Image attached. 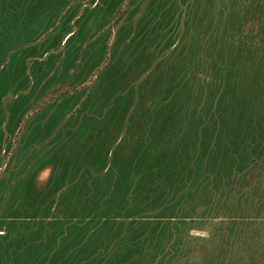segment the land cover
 I'll return each instance as SVG.
<instances>
[{
  "label": "rangeland",
  "instance_id": "obj_1",
  "mask_svg": "<svg viewBox=\"0 0 264 264\" xmlns=\"http://www.w3.org/2000/svg\"><path fill=\"white\" fill-rule=\"evenodd\" d=\"M0 264H264V0H0Z\"/></svg>",
  "mask_w": 264,
  "mask_h": 264
}]
</instances>
